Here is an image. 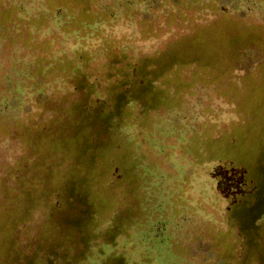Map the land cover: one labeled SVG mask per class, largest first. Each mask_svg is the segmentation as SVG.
<instances>
[{"label":"rangeland","instance_id":"obj_1","mask_svg":"<svg viewBox=\"0 0 264 264\" xmlns=\"http://www.w3.org/2000/svg\"><path fill=\"white\" fill-rule=\"evenodd\" d=\"M174 61L158 84L171 96L180 87L179 104L145 113L133 103L118 129L94 125L115 81ZM86 133L112 146L90 182L102 204L82 264H247L264 255V242H242L228 214L255 191L251 176L264 174V0H0V261L46 254L66 235L51 221L73 213L66 202L53 207L77 145L70 140L66 159L57 147ZM4 183L16 188L10 213ZM16 212L21 221L8 222ZM73 236L66 253L84 249Z\"/></svg>","mask_w":264,"mask_h":264},{"label":"trees","instance_id":"obj_2","mask_svg":"<svg viewBox=\"0 0 264 264\" xmlns=\"http://www.w3.org/2000/svg\"><path fill=\"white\" fill-rule=\"evenodd\" d=\"M175 62L176 61L170 62L168 64L169 66L164 67L163 69L153 67V65L149 66V64H145L142 69H139L138 72L135 73L133 79L129 78V83H125L124 81L122 82L121 79L123 78L115 81L110 89V93L108 95L109 99H105L99 103L98 115H95L96 122H94V125L99 124L101 126L99 127L100 130L101 128H103V130H110L113 128L118 129V127L121 126V123L124 122L126 118L125 111L127 106H130L133 103H138L145 113L150 112L153 109H159L163 106L167 107L179 104L180 100L178 93L180 91V87L176 86V92L173 93V96H171L170 86H166L163 89V86L158 84V81L162 77H166V73L170 65L176 64ZM92 135L93 134L86 133L83 136H81V134L74 135L72 136V139L64 138L59 142V146L57 147L60 156L63 154L62 159H66V155H68V152L70 151L68 146L72 144L70 140L75 141L77 145V149L75 150L76 152L74 153L75 163L72 165L70 164L69 166L71 173L68 174L66 178V189L62 193V199L60 198V205L55 204L53 207L55 209L61 210L62 202H66L65 204L67 205L68 210L72 211L73 213L61 216V218L54 222L51 221V223L54 225H65L67 227V233L64 236L67 239L63 237L61 241H58L60 239H56L53 241V243L47 244L46 254L40 255L37 254V251L34 256L30 257L25 256L24 253L22 254L21 252H18V256L15 255V257L16 259L18 258L19 264H82L92 256V248L94 246L92 242L98 238L97 234L95 233L97 224L100 221L98 208H100L102 203L99 204L100 201H98V199L100 197H92V189L89 187L90 182L95 175L93 171L96 168V163L106 158V151L110 150L109 147L112 146L111 142L107 140H98ZM220 149V152L225 153L228 156L230 155L231 149L225 147H220ZM211 152L212 151H210V153ZM242 157V154L238 152L235 154V156H232L233 159L237 160L238 162L240 161L239 164L236 162V165L244 166L249 173V164L241 161ZM206 158H209V156ZM81 166L84 167L85 170L81 169ZM50 167L53 169L52 165ZM26 168L27 167L25 165H22L18 172L25 170L27 175L28 171ZM251 178L253 183H255L253 185L255 191H248V193L244 195H239L237 200L232 202L229 206L228 214L231 220V225L236 227L237 232H239V239L242 242H249L256 246L259 243L264 242V174L258 173V175L254 177L251 176ZM19 184L20 191L24 190L26 181H21ZM2 186L4 191L3 193L5 194L3 207L9 212L15 201V198L12 197V195L14 194L16 188L14 189V187H11L7 183H4ZM25 191L26 190H24L20 197H22L24 194L26 195ZM26 197L28 198V195H26ZM40 198V195L38 198L36 197V199H31L30 197L29 199L31 200H26L23 202L29 203L30 201H33L36 203L35 200L39 201ZM78 202L83 203L84 207L82 208L80 205H78ZM25 204L20 206L22 207V210L29 208V205ZM19 213L20 212L11 213L7 217L8 222L13 224L20 222L22 216L19 215ZM127 215L128 213L125 211L124 214L118 216L120 220H117L115 223H113L111 228L113 233L112 235L114 237L113 242H115L116 237L122 232L120 228L122 227L124 218H126ZM3 226H5V224ZM93 232L96 235H93ZM76 233H80V240L84 242V249L81 251H76L74 254L66 253L63 249L65 248L64 242H70L72 238L73 240L76 239L73 236ZM77 235L79 236V234ZM52 240H54V238H52ZM98 245L101 244L98 243ZM262 252H264V249ZM22 256L24 257L23 263L20 262ZM255 257L256 259L252 263L247 264H254L256 261L260 264H264V255ZM246 259H249L248 255L246 256ZM9 260H11L10 257L6 256L3 261H0V264H12L13 262ZM116 264L124 263L122 260H119Z\"/></svg>","mask_w":264,"mask_h":264}]
</instances>
